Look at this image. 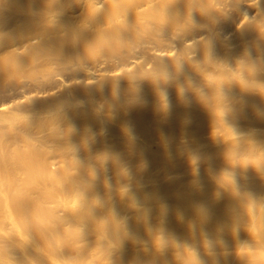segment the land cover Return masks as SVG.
Instances as JSON below:
<instances>
[{
    "label": "bare ground",
    "instance_id": "6f19581e",
    "mask_svg": "<svg viewBox=\"0 0 264 264\" xmlns=\"http://www.w3.org/2000/svg\"><path fill=\"white\" fill-rule=\"evenodd\" d=\"M15 8L30 13L22 12L14 22L26 33L41 25L34 36L26 34L28 40L20 38L21 46H4L0 39V55L16 53L0 59V176L10 178L8 184L4 177L0 181V205L12 204L26 214L29 225L20 234L41 243L35 244L34 264H43L40 256L45 254L59 261L66 248L72 257L65 253L64 258L73 262L76 232L57 225L58 218L67 216L62 212L57 217L61 208L68 209L71 220L84 210L93 212L102 239L111 240L106 233L110 226L119 233L129 227L123 238L127 243L163 241L161 261L154 247L145 248L149 264H264L248 255L236 262L226 254L213 257L208 250L218 248L214 242L205 254L197 228L199 222L207 230L236 224L243 213L239 216L238 210L251 214L249 204H264V150L242 143L250 138L241 134L243 141L236 137L239 143L232 139L230 147L207 145L205 155L177 139L188 136L200 114L211 117L215 128H232L240 117L257 119L254 126L262 121L264 127V0H0V14L19 12ZM3 20L0 16V24ZM165 95L173 100L164 103ZM43 110L52 117H45L46 133L41 124L37 130L33 122L16 121L20 111L24 117ZM106 112L115 117L107 119ZM156 112L162 115L151 123ZM94 124L113 142L107 144L104 135L83 144L87 149L79 154L85 127L91 125V130ZM56 125L67 127L64 134L72 137L78 153L61 145ZM257 130L253 135L261 140ZM127 148L150 160L142 164L150 169L157 161L156 172L149 175L152 187L139 188L145 182L139 167L130 181L119 179L122 170L112 160ZM177 153L186 159H175ZM52 156L63 169L56 179L45 175V160ZM191 158L206 160L207 166L193 172ZM106 160L113 171L103 169ZM234 168L250 177L233 174ZM90 172L97 181L89 178ZM52 204H58L59 212ZM122 204L138 218L127 219ZM104 207L110 211L101 220ZM253 218L264 227V211ZM125 259L110 264H134Z\"/></svg>",
    "mask_w": 264,
    "mask_h": 264
},
{
    "label": "rangeland",
    "instance_id": "374dc122",
    "mask_svg": "<svg viewBox=\"0 0 264 264\" xmlns=\"http://www.w3.org/2000/svg\"><path fill=\"white\" fill-rule=\"evenodd\" d=\"M19 9L20 8H18L16 10H19ZM14 12L15 11H13L12 13H10V12L8 13V11H7V12H2L0 14V16H2V18L4 19L3 23L0 24V26H1L0 39H1V37L4 38V40H5V41L3 40V45L4 46H7V45H14V47L21 46L23 44L22 43L23 42L22 38L24 39V37H26L27 40H28L29 37L34 36L37 33V31H38L37 28L41 25L40 24L41 22L39 20V22H37L36 24H40V25L37 26L36 30L34 29V30H31L30 32H27L30 35L29 37H27V35H26L27 34L26 33L27 29L25 27H23V25H21V24L14 25V22H15V20L16 21L19 20V17H20L19 14H22V12H23V14H25V16H30V13L28 11L20 12V10H19V12L16 11L15 12L16 14ZM13 14L15 15L16 18L14 17ZM10 20H12L13 22L10 21ZM18 38H19V40H18ZM20 38H21L22 42L20 41ZM14 39H17V42L14 43L13 42ZM24 42H26V41L24 40ZM18 50H20V49H18ZM14 54H16V53H2L0 55V59H8L10 57H13ZM166 97H167V99H165ZM162 98L164 99V101H163L164 103L171 102V100H173V97L171 95H165V98H164V96H162ZM21 112L22 111H20L19 112L20 114L18 115L20 118L16 119V121L18 120L17 121L18 123H19V120H20V124L22 122L23 123H25V122H33V124L35 123V126L33 125L35 129H37V128L40 129V126H41L42 127L41 129L45 130V133H46V131L47 132L50 131V127H49L48 130L45 129V120H46L45 117L47 116V114L44 112V110H43V112H41V115H40V112H39L38 116L36 114H35L36 116H34L32 114H29L31 112H25V114H23L24 117H22V116H20L22 114ZM159 113L160 112H156V114L152 116V118L150 119L151 123H154V121L156 122L157 118L162 115L161 113L160 114ZM110 114H107V112H106L105 113V117H107V119L111 120L115 116L113 117L112 114H111V116L109 118L108 115H110ZM188 115H189L188 112L184 114V116L185 117L187 116V118H188ZM200 116H201V118L198 121V123H196L195 128L188 131V136H185V137L181 136V137L177 138L178 141L180 142V144H183V145L184 144H191L192 146L194 144V147H193L194 149L199 148V149H196L194 151H197V152L200 151V153L202 151L201 154L205 155V154H207L206 151L208 150L207 145L214 146L215 144L216 145L219 144V145H221L223 147L233 146L234 143H239L238 139H240V142L243 141L241 138H239V135L240 134L242 135L243 132H244V134L242 136L240 135V137H242V138L244 137V139H246V138L248 139V137H249L250 140L253 141L255 144L253 145L252 144L253 142L252 143L249 142L250 140L244 141L242 143L247 144V145L257 146L259 148V150H261V149L264 150L263 149L264 148V146H263L264 145V127L260 125V123L262 121L259 122V120H258L259 124L257 123L254 126V124L256 123L257 119H255L256 121H252L249 118L252 121V122H250V121H248L249 119H247L245 117H240V118H236V120H234L235 122H237V124H236V126H234L232 128H229V129L227 127H225V128L224 127L215 128L213 126V124H212L213 121H212L211 117H207V114H204V115L200 114ZM47 117L52 118V117H50L49 114H48ZM155 117H156V119H155ZM207 118H211V119H207ZM241 118H244V119L241 120ZM152 120H154V121H152ZM253 122H255V123L253 124ZM43 124H44V126H42ZM38 125H40V126H38ZM95 125L96 124L92 125V128H94V127L96 128V129L95 128L91 129L92 131L89 129V128H91V125H89L90 127H85V131L86 132L88 131L87 134H86V132H84V130H83L84 134H86V136L84 135L86 137V138L84 137L85 138L84 141L86 143H84V141H82V143H79L81 145L78 144L79 146H77V144H75V142L73 140L71 141L72 137L69 138L67 134H64L65 133L64 130L67 131L66 130L67 127H64V126H61V125H56L55 128H56V132L59 134V136H61L60 137L61 145L64 144L63 145L64 148H69V147L72 148V151H74V152L78 149L77 151L79 152L80 149H83V147L82 148L80 147L83 144H89V142L90 143L96 142L94 140L100 141L104 137L105 134L102 133L101 130L98 131L99 130L98 129L99 127H97L98 124L96 126ZM262 125H264V124H262ZM235 128H236V130H235ZM82 129H84V128H82ZM237 129L240 130V131H243V132L240 133V131L238 132ZM247 129L248 130L251 129V131L249 133H251L252 135L254 134V132H255L254 130L255 129L256 130L259 129L260 130L259 133L260 134L262 133L261 134V140L259 139L260 135L258 136L259 137L258 139L254 137L256 135H253L254 139L251 138L252 135L250 136V134L248 133ZM252 129H254V130H252ZM94 130H96L97 134H95L96 132H94ZM246 130H247V132H246ZM90 131H91V134H88V133H90ZM228 131H230V132H228ZM257 131H256V133H258ZM232 132H234V133H232ZM98 133H99V136H101V137L97 136ZM233 134H235L236 136L233 135ZM88 135H90V136H88ZM106 135H105V138L107 140V144H109V145L112 144V142H113L112 141L113 140L112 136H111V138H112L111 139L109 137V135L107 137H106ZM246 135H248V137ZM214 136H216V137H214ZM245 136H246V138H245ZM98 137H99V139H97ZM236 137H238V139ZM87 138H88V140L91 139L92 142H91V140H89V141L86 140ZM232 139H233L234 143H233ZM255 139H256V141L257 140H260V141L256 143ZM236 140H238V141H236ZM214 141H216V142H214ZM231 141H232V144H231ZM72 143H74L75 146L72 147V145H71ZM249 143H251V144H249ZM127 144H129V146H127L129 148L130 144H132V143H130V141H127ZM152 144L154 145L155 142H153ZM50 145H52V144H50ZM74 147H76L77 149L74 148ZM128 148L126 150L127 152L125 151L124 153H121L120 157H117L115 159V160H117L116 161L117 163L114 160H112L116 164V166H118V165L120 166V167L118 166L120 171L122 170L123 174H121V172H119L121 174L119 176L120 177L119 179L120 180H126L127 179L128 181H130L129 179L132 177V173H133L132 171L135 172V171H137V169L141 168V170H142V168H143V172H142L143 173V177L145 176L146 178L145 177L143 178V179H145V180H143L145 182H142L139 185V188L140 189H142V188L144 189V188H147V187L148 188L152 187L154 182H151V180H150L151 177L150 176L152 175V173L156 172L157 167H154L153 164L157 165V163H155L157 161L156 160H152L151 163H153V164L151 165V169H152L151 170L150 169V165L149 166L146 165V164L150 163V162L146 163L147 161H150V160H146L145 161L143 159H140L136 154H133L131 152V150L128 149ZM86 149H87V147H86ZM86 149H85V146H84V150H80L81 152H79V154L85 152ZM128 150H130V152H128ZM78 152H75V153H78ZM175 156H176L175 159L180 160V161H184L186 159V157H187V155L185 153H177V155H175ZM52 157L47 158V159L45 158L46 159L45 160V175L49 176V178L52 177L53 179H56V178L61 176V174L63 172L62 171L63 169H62V167H60L61 164H60V162H58V158L53 157V159H52ZM205 158L206 157H204L203 159H205ZM55 159H57L56 162H58L59 164L54 162ZM203 159L202 160L201 159L198 160L196 158H191L190 159V163L192 165H195V166H193L194 169L196 168L195 171H193V172H199L201 170V168H204L205 166H207L206 160L204 161ZM98 161H100V160H98ZM109 161L110 160H106V161L103 162V164L105 163V165H106L105 168H104V166H102L103 169L105 171H107V172H111V170H112L111 169V165H109V163H110ZM144 161H145L146 164L144 163V165H142ZM54 163H56L57 165H54ZM202 163H204L203 164L204 166L202 165ZM144 166H147V167L145 168ZM137 167H139V168H137ZM153 168H154V170H153ZM146 169H148V171ZM124 172H126L125 173L126 176L124 175ZM145 172H146L147 175H145ZM112 173H111V175L113 176ZM232 173L233 174H237V175L240 174L239 176L242 175L241 176L242 178H244V177L245 178H249L250 177V175L247 172L238 171V170H236V168H234L232 170ZM127 174L129 175V177H128ZM182 175L183 176H188V174H183V173H182ZM88 176L94 182L98 180L95 177L94 173L90 172L88 174ZM122 176L125 177V178H123ZM3 177L5 179H3ZM0 178H1L0 181H2V179L4 180L3 183L4 182H5V184L9 183V181H8V179H10L9 177H5V175H3V176L1 175ZM216 184L214 185V187L218 188L219 185L217 184L218 185L217 186ZM63 185L65 187H67L68 183L65 182ZM124 205H123V209L121 211H122V213H125L127 215V217H128L127 219L131 218L132 220L133 219L135 220L136 218H138L137 212H134L130 208H127L128 206L125 207ZM145 205H147V204H140L138 206L145 207ZM219 205H221V204H219ZM249 205L252 208V213L249 214V213L245 212V214H243L244 213L243 210L242 211L238 210L239 212H237V214L239 216H240V213H242V212L243 213L241 214L240 218L237 219L238 222L236 224H230L229 226L226 225L225 227L219 228V229L207 230L206 227L202 226L203 224L201 222H199V224L197 223L198 224L197 225L198 230H199V228H201L200 229L201 231L199 230L198 234L199 235L201 234L200 238L204 240L203 245L205 246V249H204L203 252H205V254H207V250H208L207 249V245L209 246L210 243L212 244V242H214V244L218 248L214 249L212 247H209V248H212V249L208 250L209 254L211 256H213V257L226 254L229 258L230 257L232 258L231 261L234 260L233 262H236V261L240 260V258H238V257H240L241 255L242 256L243 255L244 256L248 255V257H251L252 259H257V260H255L256 262H260V259L262 261L264 260L263 259L264 258V227H262L259 224H257L255 222L256 220H254V218H253V216H258V215L261 214L262 211H264L263 210L264 206H262L264 204H253V205L249 204ZM0 206H1L0 207V264H34L35 260H36V253H35L36 252V248L35 247H37L35 244H38L39 246H41L40 245L41 243L38 240L34 239L32 236H29L27 238V237L22 236L20 234L22 229L28 228V225H29V221H28V218H27L26 214L24 212L20 211V210L17 211V209H14L12 204L9 205V206H6L5 204H2ZM10 206H12V207H10ZM52 206H55V207H53V209L57 208L56 211H58V209H59L58 204L57 205L56 204H52ZM221 206H223V205H221ZM104 208H106V209H104ZM104 208H102L99 211V218L101 216V220H102V217L104 219H106V217H107V215H108V213L110 211L108 207H104ZM129 209H130V211H129ZM74 211H75V209H74ZM121 211H120V213H121ZM58 212H55V213H58ZM62 212L64 214H66L67 216L58 218L57 225L60 226V227L62 226L64 228L68 229V231L72 230V232H76V235H74L75 237L72 239V242H71L72 243L71 246H73L72 248L75 251V253L77 254L76 255L75 253H73V254H75L76 258L73 255L74 258L72 259L73 260V262H72L71 259L69 258V257H72L71 256L72 253H71L70 250L68 251V249L66 248V249H62L61 252H63V250L64 251L65 250L68 251V252L65 251V253L69 254L70 255V256L68 255L69 257H65L64 258V256H67V255H65V253H64V256H63V253L60 256V254H59L60 251H58L57 254H59V256L61 257V258L59 257L60 258V260H59L60 262H59L58 260L57 261L52 260L50 258L51 255L49 256V255L45 254V255H43L44 257L40 256V258L42 257L41 262L43 264H44V262H45V264H55V262H59L61 264H65V263L69 264V262H67V261H70V264H110V263H114V262H120V261L124 260L125 257H130V259L132 260L131 262H134V264H138V263L139 264H149V262L147 261V258H146L147 256L145 255L146 254L145 251H147L149 248L151 249L152 247H154L155 251H157L159 253L158 256L159 255H163V252H161V249L164 247L163 246L164 242L161 241V240H156L153 244L149 240H141L140 242H138L136 240H132L131 243H127V242H124L123 238H124L125 234L128 235L129 231L131 232V229H129V227H128V228H125L124 230H122L121 231L122 233L121 232L119 233V231H117L115 228L110 227V226H109V228L106 229V233H108V236H110L109 238L111 240L102 239L103 237H98L97 236V233H96L97 230L95 228L96 227V223L94 221V215H92L93 212L91 213L90 210L89 211H85L84 210V212L79 211V212L82 213V214H80L82 217L81 216H80L81 218L77 217V219H75V220L73 218L71 220L72 216L70 217V214H68V209H63V208H61V210L58 213L57 217H59L60 213L63 214ZM205 214H207V213H205ZM205 214L202 213L201 216H204ZM155 215H156V213H155ZM178 218L179 217L176 216L175 220L178 219ZM43 222L39 221V227H42V228L46 227L48 229V231H49V228H48L47 224L45 225L46 222L45 221H43ZM40 223H41V225H40ZM122 224L124 225V223H122ZM46 228H45V230H46ZM94 229H95V231H94ZM99 229H101V227H99ZM53 231H55V230H53ZM48 233H51V230ZM158 234H159V232H158ZM54 237H56V235ZM50 238H53V237H50ZM11 240H13V242ZM124 243H126V244H124ZM121 244L123 246H121ZM148 244H150V245H148ZM210 246H212V245H210ZM142 248H144V249H142ZM143 250H144V252H143ZM177 250H180V248H178ZM132 251L134 253L137 252L136 253L137 256L135 254L131 253ZM104 252H106V253H104ZM190 252L194 253V249L191 250V247H190ZM138 254H139V256H138ZM34 255H35V257H34ZM94 255H96V256H94ZM108 255H109V257H108ZM128 255H130V256H128ZM131 255L133 257H135V258H133ZM143 255H144V257H143ZM214 255H216V256H214ZM254 255H257V257L254 256ZM96 257H98V258H96ZM106 257H108V258H106ZM161 257H163V256H161ZM161 257L159 256L160 261H161ZM43 259H46V260L48 259L49 262L46 261V260H43ZM125 260H128L130 262L129 258L125 259ZM53 261H55V262H53ZM51 262H53V263H51ZM59 263H57V264H59Z\"/></svg>",
    "mask_w": 264,
    "mask_h": 264
}]
</instances>
